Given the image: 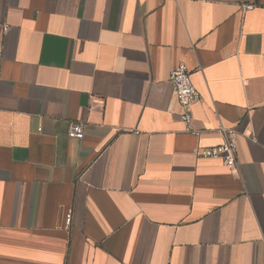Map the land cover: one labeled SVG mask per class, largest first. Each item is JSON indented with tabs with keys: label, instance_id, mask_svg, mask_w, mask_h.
I'll use <instances>...</instances> for the list:
<instances>
[{
	"label": "crops",
	"instance_id": "crops-1",
	"mask_svg": "<svg viewBox=\"0 0 264 264\" xmlns=\"http://www.w3.org/2000/svg\"><path fill=\"white\" fill-rule=\"evenodd\" d=\"M0 50V264H264V0H0Z\"/></svg>",
	"mask_w": 264,
	"mask_h": 264
},
{
	"label": "built area",
	"instance_id": "built-area-1",
	"mask_svg": "<svg viewBox=\"0 0 264 264\" xmlns=\"http://www.w3.org/2000/svg\"><path fill=\"white\" fill-rule=\"evenodd\" d=\"M254 5H248L251 8ZM7 29L8 26L5 25ZM1 52V50H0ZM170 81L175 93L176 99L184 108L182 120L187 125H190L193 120V105L200 99V93L195 87L191 71L185 63L176 65L170 73ZM223 142L217 146L206 147L198 150L197 155L203 158L221 159L224 164L230 168L237 165L238 144L235 131L226 128L221 129ZM85 134L83 123H71L68 136L74 139H82ZM73 220L72 212H69L66 218L68 225Z\"/></svg>",
	"mask_w": 264,
	"mask_h": 264
}]
</instances>
